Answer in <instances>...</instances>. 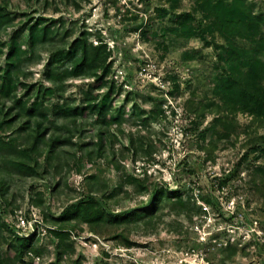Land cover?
<instances>
[{
	"label": "rangeland",
	"instance_id": "rangeland-1",
	"mask_svg": "<svg viewBox=\"0 0 264 264\" xmlns=\"http://www.w3.org/2000/svg\"><path fill=\"white\" fill-rule=\"evenodd\" d=\"M247 1L256 13H264V0ZM201 4L202 0H0L14 17L11 26L0 30V90L5 78L18 87L10 96L0 92V139L15 140L29 155L0 151V181L8 182L11 201L0 197V261L11 264L6 258L13 255L9 245L19 235L34 238L42 252L26 259L51 264L57 245L48 230L52 217L86 193L90 184L104 183L111 191L122 177L131 175L146 177L151 187L179 190L185 207L164 201L151 219L121 226L106 223L97 233L86 224H71L74 250L65 255L66 264H222V248L228 241L239 248L230 264H264V188L252 177L264 156L257 159L250 151L253 141L264 135V119L231 113L214 94V47L176 34L174 12L202 17ZM39 17L58 20L57 32L29 47L28 24ZM21 27L25 28L18 40L19 61L8 53L11 36ZM84 31L92 33L94 43L107 42L112 51L108 76L115 84L112 114L119 115L123 107V115L104 134L91 113L59 120V125L73 130L75 144L50 154L51 138L72 132L43 120V127L49 128L46 141L33 147L37 117L28 107L51 85L45 78L50 52ZM194 49H202L203 56L183 58L185 51ZM9 63L19 66L11 68ZM91 81L69 80L64 99L77 105L95 97L99 92L90 89ZM49 97L48 109L59 99ZM217 117L232 121L235 127L229 137L219 138L224 126L220 121L212 125ZM102 137L103 153L90 158L89 151ZM7 157L37 164L42 176L24 175ZM96 175L97 180L91 178ZM57 183L60 187L53 191ZM42 196L45 210L34 204ZM150 198V193L137 194L127 184L106 201V207L124 211L141 207Z\"/></svg>",
	"mask_w": 264,
	"mask_h": 264
},
{
	"label": "trees",
	"instance_id": "trees-1",
	"mask_svg": "<svg viewBox=\"0 0 264 264\" xmlns=\"http://www.w3.org/2000/svg\"><path fill=\"white\" fill-rule=\"evenodd\" d=\"M201 6L204 10L202 17H197L189 11L174 12L171 21L175 22L176 34L190 38L197 37L206 47H214L216 57L214 94L224 102L231 113L247 112L256 118L264 119V13H256L247 0H202ZM13 21L12 12L8 11L6 6L0 5V30L11 26ZM57 22L58 20L50 22L45 17H39L33 24L29 23L27 41L29 47L39 41H46L52 34H55L57 31L54 25ZM24 28L17 29L11 36L8 53L9 57L14 56L19 61L21 60V47L18 40ZM218 35L222 40L217 39ZM91 36L92 33L84 31L68 44L50 52L45 78L51 85L46 86L43 93L40 94L39 91L33 103L28 107L29 114L37 117L32 133L34 135L32 137L33 147L38 148L41 142L46 141L45 134L49 128L43 127V120H48L50 125L57 130L62 128L68 130L65 124L59 125L57 122L91 113L97 116V122L104 134V129H108L111 124L121 119L123 107L118 109L119 115L112 114L115 84L108 77L112 66V51L107 42L99 39L97 43H94L90 39ZM202 56V49L187 50L183 54V58L189 60ZM9 66L16 68L19 65L9 63ZM72 79H91L90 89L99 94L82 99L81 104L69 103L64 99V94L67 91V82ZM17 89L13 81L5 78L0 92L5 96H10ZM49 95H56L59 99L48 109L45 107V100L50 98ZM60 100L62 103L59 102ZM5 121L3 120L2 124ZM218 121L224 126V131L219 133V138L229 137L235 127L232 121L228 118L217 117L212 125ZM21 127V129L26 128L25 125ZM68 132L72 133L58 134V136H53L49 143L46 142L49 145L50 154L56 155L60 148L75 144L73 130L69 129ZM88 145L87 143L84 146ZM95 145L96 148L89 151L90 158L94 153L97 155L103 153L104 138L102 137ZM0 151L7 152L9 155L11 153L18 156H29L25 151L19 150L15 140L11 139H0ZM250 151L257 155V159L264 156V135L253 141ZM7 161L24 175L42 176L37 164L32 165L18 158H8ZM253 169L254 182L258 187L264 188V164L257 165ZM91 178L97 180L98 176ZM147 183L146 177L130 175L122 177L111 191V188L107 189L104 183H100L98 187L90 184L86 193L71 199L59 216L52 217L51 222L54 225L48 228L57 239L55 259L51 264H66L65 255L74 250L71 224H86L92 232L97 233V230L106 223L121 226L151 219L158 214L164 201H171L178 208L185 207L186 199L179 190H172L167 185L151 187ZM127 184L132 185L137 194L150 193L151 198L141 207L119 212L109 210L106 207V201L124 190ZM59 187L60 183H57L53 186V191H57ZM102 190L104 192L101 193ZM8 193V182L2 178L0 197L4 202L11 204ZM34 204L39 209L45 210L43 196L34 200ZM124 241L125 244H131L127 237H124ZM9 249L8 251H12L13 255L6 258L11 264L18 262L33 264L32 261L26 259L27 256L42 253L34 238L30 236L16 235L15 242L10 243ZM238 254V246L228 241L222 248V264H230ZM0 264H4V261L1 260Z\"/></svg>",
	"mask_w": 264,
	"mask_h": 264
}]
</instances>
